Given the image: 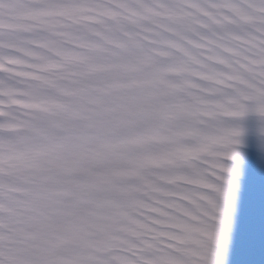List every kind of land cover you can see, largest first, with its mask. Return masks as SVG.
<instances>
[{
	"label": "snow or ice",
	"instance_id": "obj_1",
	"mask_svg": "<svg viewBox=\"0 0 264 264\" xmlns=\"http://www.w3.org/2000/svg\"><path fill=\"white\" fill-rule=\"evenodd\" d=\"M0 264H264V0H0Z\"/></svg>",
	"mask_w": 264,
	"mask_h": 264
}]
</instances>
